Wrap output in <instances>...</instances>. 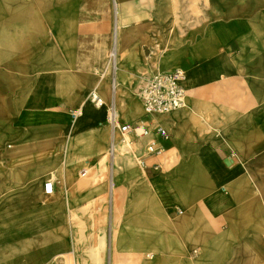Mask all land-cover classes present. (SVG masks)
I'll return each instance as SVG.
<instances>
[{"label": "crops", "instance_id": "0c3cea01", "mask_svg": "<svg viewBox=\"0 0 264 264\" xmlns=\"http://www.w3.org/2000/svg\"><path fill=\"white\" fill-rule=\"evenodd\" d=\"M36 3L0 0V42L5 37V7ZM44 4L55 13L50 18L55 21L51 37L100 38L110 43L122 24L118 47L125 73L119 81L134 87L145 75L180 69L186 73L187 105L169 114L132 111L124 123L144 125L148 134L123 133L130 137L131 152L110 160L107 181L87 187L89 168L101 164L113 144L118 147L112 122L111 129L104 123L99 131L77 133L71 148L61 143L55 157H37L31 151L36 122L6 109L25 86L30 87L31 78L16 83L15 73L11 74L5 85L10 93L0 87V264H144L142 253L149 248L167 244L179 253L176 248L198 236L211 245L212 228L220 231L228 213H244L240 203L256 197L264 183L260 167H264V109L256 93L264 76L262 8L234 16L221 15L212 6L244 12L245 7L264 4L255 0H218L214 5L210 0H45ZM45 20L49 21L48 15ZM70 29L72 34L65 33ZM5 54L0 50L1 71ZM72 113L50 128L73 124ZM31 131L33 137H27ZM10 144L14 148L6 155ZM150 144L164 152L149 154ZM242 161L257 168L253 172L260 177L259 187L239 173ZM211 162L225 175L221 181L225 184L216 188L208 179ZM50 178L52 194L43 188V181ZM226 184L228 192L223 190Z\"/></svg>", "mask_w": 264, "mask_h": 264}, {"label": "rangeland", "instance_id": "374dc122", "mask_svg": "<svg viewBox=\"0 0 264 264\" xmlns=\"http://www.w3.org/2000/svg\"><path fill=\"white\" fill-rule=\"evenodd\" d=\"M44 3L45 0H37L36 5L32 7L28 5H22L19 8L5 7L4 39L6 37H17L21 33L24 39L27 40L26 42L29 40L31 43L20 44V46L18 44L19 47L16 46L15 50H5L4 52L6 53L5 72L8 76H11L13 73L19 75L20 73L25 78H31L32 80L35 76L37 77L41 73H44L45 69L39 66L36 60L43 58L47 52H52L58 58V64L62 65V67L64 66L63 68L56 66L54 69H51L53 84L49 85V106L45 111V123L41 124L50 126L57 121L59 122L61 117L67 119L68 114L77 112L78 108L74 104L78 94L84 92L86 89L85 77L89 76L95 78L97 81L102 80L105 76L110 79L115 77L111 56L115 42L114 37L110 39V43H108L109 39L88 37H62L58 41L57 37H51V30H55V21H50V18L55 17V13L54 11L51 12L52 8L50 6L46 7ZM46 15H48L49 21L45 20ZM13 18L20 20H12ZM65 33L70 35L73 32L70 29ZM20 56H26L24 61L19 59ZM33 57L34 62L32 60ZM102 60L104 61L103 64H101ZM35 63L36 67L33 68L32 65H35ZM95 65L97 67L102 65V68L95 69ZM149 76L145 75L140 78L137 80V86H134V94L140 98L143 112L145 109L141 90L145 85L144 79ZM27 87L25 86V88ZM7 101L9 102L10 100L6 99L5 102L7 103ZM94 104L97 103L94 102ZM111 110L112 105H109L108 111ZM108 125V129H111V123ZM124 125H126V122L118 123V147L115 151L109 147L102 157L101 164H97L96 162L89 168V173L85 177L87 187H90L98 180L107 181L110 160L113 157L122 158L131 152L129 147L130 137L121 132V127ZM50 182H53V180H50ZM239 209H244V213L236 212L232 215L228 213L226 216H223L224 223L220 231H226L232 226L235 236L243 240L244 249L239 251L234 250L233 254H230L228 258L222 259L218 264H264V198L261 192H257L256 197H251L241 202ZM229 215L232 217L229 218ZM195 252L192 251L190 256L193 258L201 256L202 252L200 249L198 253ZM253 258L257 259V261H254Z\"/></svg>", "mask_w": 264, "mask_h": 264}, {"label": "bare ground", "instance_id": "6f19581e", "mask_svg": "<svg viewBox=\"0 0 264 264\" xmlns=\"http://www.w3.org/2000/svg\"><path fill=\"white\" fill-rule=\"evenodd\" d=\"M210 1L212 5H214L215 1L218 0ZM255 1H259L264 4V0ZM212 8L219 9L221 15L231 14L234 16H239L242 13H253L257 8H262V13L264 15V6L245 7L244 12L238 10L237 8H229L224 5L212 6ZM117 27V36L114 39L115 45L111 53L113 59V72L115 74L114 78L117 79V81L115 82L114 78L110 79L106 76L100 81H97L95 78H91L89 76L85 77L86 89L84 92L78 94L74 104V106L78 108V117L73 124H65L59 129L41 125L42 123H45V111L49 106V85L53 84L51 69H54L56 66L62 67V65L58 64V58L52 52H47L43 58L36 60L37 64L45 69L44 73H41L37 77L35 76V78L31 80L30 87L23 90L19 99L14 101L12 104L10 103L11 105L6 108L9 113L13 112L23 116L25 115L26 120H28V117L30 116L31 122L32 119L36 122L37 133L34 135L36 145L34 148H31V151L36 152L37 157H55L59 155V147L61 143H64L66 149L69 150L71 145L74 143L76 134L79 132L90 130L99 131L104 123L108 124L110 122H115L117 130L118 123L126 121L125 118L129 117L132 111H134L137 115L146 113V111L143 112V106L140 98L134 94V87L124 85L121 80L119 81L125 73V65L122 63L120 58V49L118 47L119 42L122 40V37L118 38L119 35H122V24L119 23ZM60 40L61 38H58V41ZM26 41L27 40L24 39L23 34L21 35V33H19L17 37H6L2 42H0V50L13 51L18 44L20 46V44L31 43L29 40L28 42ZM20 59L24 61L25 57L20 56ZM184 76L186 77L185 72ZM11 79L12 76H8L4 70H0V83H4V85H1L0 87L4 90V93H10V90L6 89L7 87H5V85L8 83L7 81ZM13 79L16 83L28 81V79L20 73L19 75L13 76ZM182 85L186 92L187 86L185 84V80L182 81ZM256 93L260 106L264 109V76L260 79V84ZM98 98L100 99V102H98ZM94 102L97 104L93 105ZM109 105H113L111 111H108ZM184 105H187V103H185V99L183 101V106ZM55 133H58L57 138L54 137ZM28 136L31 138L33 137L32 131L27 134V137ZM224 136L228 138V135ZM13 148L14 145L10 144L7 148L8 150L6 155H10ZM116 148L117 144L115 143L112 145V149L115 151ZM211 163L212 165L209 167L208 179L210 178V181L216 188L221 184H225L224 182H221L225 175L223 172H220V169L217 168L215 163ZM240 164L241 168L239 173H244V176L246 180L249 181L250 185L259 187L258 181L260 180V177L253 172L256 171L257 168L247 165L244 161ZM260 167L264 170V167ZM261 173H263V171ZM196 174L198 176V171H196ZM197 179L201 181L200 177ZM50 180L52 179L50 178ZM50 180L43 181L44 190L46 183L50 182ZM259 185V191L264 198V183L261 182ZM223 190L228 192L230 190V185L226 184V186L223 187ZM170 201L176 202L179 201V199L171 198ZM196 221L201 220L197 218ZM211 233V245H205L204 238L198 236L196 240L184 241L182 243V247L176 248L179 253H176L173 247L167 244L163 247L149 248L148 251H144L142 253L144 264H218V262H221L222 259H225L226 257L228 258L230 254H233L234 250L239 251L244 249L243 240L235 236L232 226L230 229L223 232L212 228ZM195 245H201L202 247H195ZM199 249L202 252L201 256L197 258L190 256L192 251L196 250V253H198ZM235 254H237V252H235ZM253 260L257 261V259L254 258Z\"/></svg>", "mask_w": 264, "mask_h": 264}, {"label": "built area", "instance_id": "2783aa9c", "mask_svg": "<svg viewBox=\"0 0 264 264\" xmlns=\"http://www.w3.org/2000/svg\"><path fill=\"white\" fill-rule=\"evenodd\" d=\"M183 79L184 72L180 69L168 73H157L146 77L144 79L145 85L141 90L146 114H169L182 108L185 96V90L182 85ZM98 102H100L99 98ZM77 117L78 112H74L70 115L71 121H76ZM112 126L113 130L116 131L115 122H112ZM121 132L124 134L134 133L138 137L148 134L147 128L137 123H127L121 127ZM160 133L167 137L166 131L161 129ZM147 151L152 155H161L164 149L150 144L147 147ZM53 189V182H47L45 185V192L52 194Z\"/></svg>", "mask_w": 264, "mask_h": 264}]
</instances>
